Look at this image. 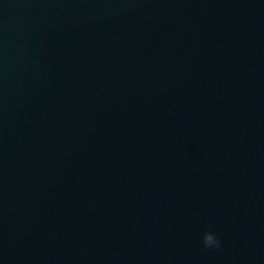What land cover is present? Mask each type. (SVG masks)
<instances>
[{
    "label": "water",
    "instance_id": "obj_1",
    "mask_svg": "<svg viewBox=\"0 0 264 264\" xmlns=\"http://www.w3.org/2000/svg\"><path fill=\"white\" fill-rule=\"evenodd\" d=\"M0 264H264V0H0Z\"/></svg>",
    "mask_w": 264,
    "mask_h": 264
},
{
    "label": "clouds",
    "instance_id": "obj_2",
    "mask_svg": "<svg viewBox=\"0 0 264 264\" xmlns=\"http://www.w3.org/2000/svg\"><path fill=\"white\" fill-rule=\"evenodd\" d=\"M202 245L208 249H218L221 247V240L215 232L205 231L202 236Z\"/></svg>",
    "mask_w": 264,
    "mask_h": 264
}]
</instances>
